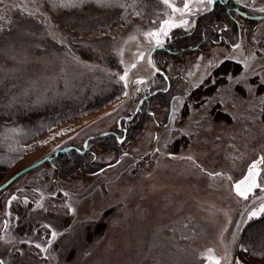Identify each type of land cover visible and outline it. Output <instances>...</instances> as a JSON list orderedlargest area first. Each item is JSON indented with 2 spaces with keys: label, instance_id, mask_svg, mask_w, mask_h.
<instances>
[{
  "label": "rangeland",
  "instance_id": "obj_1",
  "mask_svg": "<svg viewBox=\"0 0 264 264\" xmlns=\"http://www.w3.org/2000/svg\"><path fill=\"white\" fill-rule=\"evenodd\" d=\"M235 1L252 16L264 15L258 10L264 0ZM120 2L129 6L95 0L68 8L50 0L0 3V116L78 102L77 109L28 143L20 126L3 123L0 160L9 166L0 172V184L35 166L0 193V260L210 264L206 257L212 249L221 264H264L238 253L247 226L264 215L250 218L264 202V163L258 166L260 187L248 199L233 188L249 165L264 157V18L236 15L241 33L232 44L221 34V42L184 53L151 54L157 47L142 33L153 30L167 9L159 0H148L147 10L131 6L132 0ZM217 22L229 27L225 20ZM193 24L172 29L163 45ZM227 59L239 62L240 71L207 95L190 98L207 78L215 80L214 69ZM157 65L168 79L162 87L170 89L169 105L159 96L141 102L157 91ZM126 69L127 87L120 80ZM253 77L258 81L251 83ZM137 80L143 83H133ZM140 111L142 127L132 134L128 128ZM8 130L17 139L10 144ZM115 132H123L120 155L100 141L88 144ZM18 138L23 145H17ZM67 148L85 149L108 167L61 178L50 159ZM217 172L223 175H208ZM12 196L17 199L9 205ZM53 230L58 235L49 245Z\"/></svg>",
  "mask_w": 264,
  "mask_h": 264
},
{
  "label": "trees",
  "instance_id": "obj_2",
  "mask_svg": "<svg viewBox=\"0 0 264 264\" xmlns=\"http://www.w3.org/2000/svg\"><path fill=\"white\" fill-rule=\"evenodd\" d=\"M135 3H138V5L144 7V9L147 10L148 0H135ZM134 9L138 10L137 8ZM238 14L246 18L247 20H253L246 16L252 15L250 10L245 6L238 4L235 0H216V3L212 5L210 11H206L195 16L194 24L192 25V28L188 33H181L179 31H176L172 39L170 41H167L165 45H163V47L157 49L155 53L162 51L172 55L184 53L193 48H196L197 46L199 47L204 43L211 41L213 42L214 40H220L221 34L224 35V40H226L228 44H232L231 38H240L241 28L240 24L236 20V15ZM221 19L226 21L225 23L229 25L228 28H226V26H220L219 24H213V20L217 22V20L222 21ZM221 41L222 39L220 40V42ZM234 42H236V40ZM157 67V84L155 88V90L157 91L154 95H150L148 98H146L144 100V104L148 100L155 99L159 96L163 101H166V103L168 101L169 105V97H171L170 89L163 91L162 87V84H166L168 79L167 76L162 72V68L159 65H157ZM241 67L242 65L237 61L231 59L225 60L214 69V73L212 75L215 80L212 82L211 80H209V78H207L204 82L208 85L202 83L200 86L193 89L190 93V98L194 97L195 99H198L203 95H207L208 93L212 92L214 90V86L216 87V85H219L224 78L228 77V74H237L240 71ZM254 79H256V77L251 78L249 81L253 83ZM255 81L257 82L258 79H256ZM77 104L78 102H69L63 100L55 105L40 107L35 111H15L7 116H0V134L4 133L3 129L7 127L3 123H15L17 126H20L23 129L22 135L25 136L26 139L24 143H28L35 137L42 135V133H44L52 123L54 124L57 121H61L65 113L77 109ZM143 115L144 113L140 111L134 116L132 122L130 123V127L128 128V131H130V133L132 131V134H134L136 130L141 129V116ZM218 115H220V113ZM135 117H137L138 120L136 119V121H134ZM120 137H123V132L122 134L117 132L109 133L105 134L102 137L98 136L91 138L88 141V144H93L97 143V141H100L101 144L109 145L112 149L118 151V154L120 155L119 149L121 148L123 142V140L119 141ZM5 138L8 140L9 144L17 140L16 136H14V131L10 130L6 132ZM24 143L22 141V138H20L19 142H17V145L21 146ZM50 160V163L56 170V173L61 178L71 177L78 171L93 175L101 172L108 167V164L97 162L93 158L92 154L85 149H63L56 154H53L52 159ZM8 166L9 164L0 160V172L6 170ZM2 192L3 191H1L0 193ZM258 227H261V231L263 232L264 215L261 218L252 221L245 229L242 237L243 246L238 252L240 257L264 259V232L262 233L260 231L261 233L258 234L259 232H256V229H258Z\"/></svg>",
  "mask_w": 264,
  "mask_h": 264
},
{
  "label": "snow or ice",
  "instance_id": "obj_3",
  "mask_svg": "<svg viewBox=\"0 0 264 264\" xmlns=\"http://www.w3.org/2000/svg\"><path fill=\"white\" fill-rule=\"evenodd\" d=\"M3 0H0L2 3ZM54 6L57 7H78L85 3V0H50ZM97 4L102 6H118L120 8H126L129 5L125 3H121L120 0H95ZM159 2L167 9L163 13L162 19L158 21H154V29L148 32L142 33L145 38H148L150 41H153L156 47H163V37H169V33L172 29L176 27H184L188 28L190 23H194V21L190 22L188 19L189 16H195L198 12H206L211 10V6L216 3V0H159ZM135 6V0H132V5ZM260 12H264V7L258 9ZM24 11L28 15H33L34 13L28 12L25 8ZM136 15H140L139 12ZM179 17V19H177ZM2 19V17H0ZM135 37H133L134 39ZM237 47H239L237 45ZM139 59L144 58V54H139ZM151 62V61H150ZM136 65L133 64L131 67H135ZM127 75L128 70L126 69L124 75L120 76V80L125 82V87H127ZM133 83H143L142 80L133 81ZM124 95H127L125 92ZM187 159L191 160L192 157H187ZM264 163V157H260L258 160L253 161L251 165L248 167L247 174L243 177V179L238 180L234 185V191L236 194L244 199H248L250 193L256 188L260 187V183L258 182V178L261 175V169L258 167L260 164ZM209 176H222L223 173H209ZM231 179V177H228ZM67 196V193H64ZM16 196H12L11 200L8 201V204L11 205L13 200H16ZM27 203V200H25ZM69 209L71 210V206L68 205ZM264 214V202H262L259 208L255 211L250 213V218L259 216ZM10 215V213H9ZM4 227L7 228L8 224L5 222ZM50 227V226H49ZM58 233L54 230L51 232V239L48 241L49 245L52 243L53 240L57 237ZM2 239V237H0ZM37 248H40L41 245L37 244ZM46 250V249H44ZM208 255L206 259L210 262V264H221L220 259L215 257L213 254L212 249L207 250ZM0 264H4V261L0 260ZM236 264H240L239 261Z\"/></svg>",
  "mask_w": 264,
  "mask_h": 264
},
{
  "label": "water",
  "instance_id": "obj_4",
  "mask_svg": "<svg viewBox=\"0 0 264 264\" xmlns=\"http://www.w3.org/2000/svg\"><path fill=\"white\" fill-rule=\"evenodd\" d=\"M248 18H251V19H260V18H264V15H261V16H252V15H246ZM160 47H157L155 49L152 50L151 54L153 52H155L157 49H159ZM147 97H143L141 102L146 99ZM141 102L139 103L138 105V108H137V111L140 109V105H141ZM137 113V112H136ZM37 165V164H36ZM35 166V165H34ZM34 166H29L27 168H24L20 171H18L17 173H15L13 176H11L10 178H8L6 181H4L2 184H0V192L3 191L7 186H9L12 182H14V180H16L21 174H23L24 172H26L27 170L31 169L32 167Z\"/></svg>",
  "mask_w": 264,
  "mask_h": 264
},
{
  "label": "crops",
  "instance_id": "obj_5",
  "mask_svg": "<svg viewBox=\"0 0 264 264\" xmlns=\"http://www.w3.org/2000/svg\"><path fill=\"white\" fill-rule=\"evenodd\" d=\"M21 213H23V212H21ZM21 216H22V214H21ZM20 221L22 222V224H23V226L25 225V221H23V220H21L20 219Z\"/></svg>",
  "mask_w": 264,
  "mask_h": 264
},
{
  "label": "flooded vegetation",
  "instance_id": "obj_6",
  "mask_svg": "<svg viewBox=\"0 0 264 264\" xmlns=\"http://www.w3.org/2000/svg\"><path fill=\"white\" fill-rule=\"evenodd\" d=\"M241 179H243V178H241ZM241 179H239V180H241Z\"/></svg>",
  "mask_w": 264,
  "mask_h": 264
}]
</instances>
